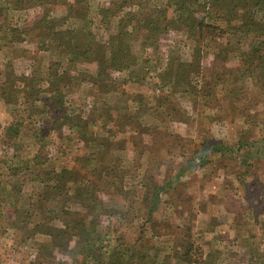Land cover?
<instances>
[{"label":"rangeland","instance_id":"374dc122","mask_svg":"<svg viewBox=\"0 0 264 264\" xmlns=\"http://www.w3.org/2000/svg\"><path fill=\"white\" fill-rule=\"evenodd\" d=\"M123 1L0 0V264H73L39 244L82 216L101 236L90 264H264V68L216 80L235 55L193 58L182 31L132 40L126 69L69 54L105 52L119 19L147 13ZM171 61L174 88L158 76Z\"/></svg>","mask_w":264,"mask_h":264},{"label":"trees","instance_id":"16d2710c","mask_svg":"<svg viewBox=\"0 0 264 264\" xmlns=\"http://www.w3.org/2000/svg\"><path fill=\"white\" fill-rule=\"evenodd\" d=\"M135 1H137L136 4L139 8L143 7V9H147V13L139 15L138 11H136L133 14H128L126 18L122 17L119 19L117 26L114 27V31L110 33L105 43V52L99 51L95 46H89L83 51L74 50L73 52L70 51L69 54L75 55L77 59L87 56L98 58L99 56L98 65L103 67L105 65V69H126L131 65H136L137 61L131 51L132 40L140 36L143 47L150 46L157 49L159 37L162 34L165 32L170 33L171 31L181 33L182 31L186 35V38L192 41L193 58L201 59V51L211 45L219 48L217 50V57L226 56L228 53L235 55L238 62L237 67L234 69L219 68L215 72L214 79L216 80H221L227 76V79L231 81H244L247 76L252 75L254 70L264 68V0H131L132 3ZM124 3L125 0L122 4ZM205 6L206 9H204ZM256 9L262 11L263 15L256 17ZM202 10L207 12L208 18L199 19L197 17V13ZM109 14L111 15L113 12ZM104 19L105 29H107L109 28L107 25L108 17H102V24H104ZM228 33L231 37H241L232 45L228 42L225 45H221L216 41L217 38H221ZM244 37H248L250 40L246 49L243 48L241 40ZM62 41L66 43L65 39ZM171 63L172 61L158 76L160 81L162 80V82L174 88L179 86V81L184 80L181 78L182 72H180L183 63L180 62L178 64L179 70L171 69ZM188 66L192 67L196 66V64L193 61ZM197 69H199V65L198 67L196 66L195 71H192L191 75L190 73H186L185 78L188 81L185 86H191L190 81L196 74ZM184 91L186 94L192 93V91H188L187 89ZM62 118H59L58 122ZM65 119L68 120L69 117L65 116ZM69 128H72L71 123ZM65 172L68 174L67 178L72 180L76 179V175L79 173L78 169L75 168L66 170ZM56 177L63 179V175L60 176L59 173ZM73 217L76 220L74 215ZM79 219H83V222L70 221L75 224L68 227L64 232H58L57 235L60 236L58 240L50 241L51 243L47 245L41 243L39 246L46 247L45 250L58 248L59 250L61 249L63 254H68L67 256H75L73 264H90L91 258L93 260L97 258L95 252L97 251L96 244L101 239V236L96 234L95 220H90L88 225H86L84 216L77 220ZM79 223H82L80 231L77 233L80 236V240L74 241L71 244L73 241L71 240L70 230L72 227L77 230V224ZM91 224H94L93 228H90ZM114 258L111 264H122L117 257ZM59 263L57 262V264ZM60 264H68V262L63 261Z\"/></svg>","mask_w":264,"mask_h":264}]
</instances>
